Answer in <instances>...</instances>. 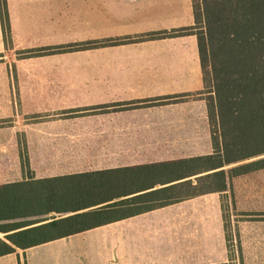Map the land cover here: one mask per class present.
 I'll list each match as a JSON object with an SVG mask.
<instances>
[{
	"label": "crops",
	"instance_id": "1",
	"mask_svg": "<svg viewBox=\"0 0 264 264\" xmlns=\"http://www.w3.org/2000/svg\"><path fill=\"white\" fill-rule=\"evenodd\" d=\"M7 8L8 40L0 14V120L15 119L3 122L0 175L7 180L0 184L29 176L165 166L213 154L202 94L177 102L126 104L203 89L195 34L16 56L22 50L191 26L192 0H7ZM72 113L89 114L31 122L21 116ZM209 172L157 173L149 188L126 197L159 188L182 195V183L196 185ZM225 192L178 196L76 233L16 247L0 255V264H227ZM69 214L48 215L35 225ZM6 234L0 231V239L10 243Z\"/></svg>",
	"mask_w": 264,
	"mask_h": 264
},
{
	"label": "trees",
	"instance_id": "2",
	"mask_svg": "<svg viewBox=\"0 0 264 264\" xmlns=\"http://www.w3.org/2000/svg\"><path fill=\"white\" fill-rule=\"evenodd\" d=\"M194 24L179 29L117 38L79 41L28 50L35 54L78 51L150 38L195 34L202 66L203 89L208 88V117L213 154L190 161L141 165L28 178L0 184V255L51 238L76 233L118 217L164 205L178 196L228 189L234 176L264 168V0H192ZM5 38L10 37L7 0H0ZM199 91L197 94H203ZM194 94L132 101L126 104L177 102ZM234 165L225 168L226 166ZM211 171L182 183L183 194L149 188L157 173ZM187 191V193H186ZM118 199V200H115ZM71 213L52 221L50 212Z\"/></svg>",
	"mask_w": 264,
	"mask_h": 264
},
{
	"label": "rangeland",
	"instance_id": "3",
	"mask_svg": "<svg viewBox=\"0 0 264 264\" xmlns=\"http://www.w3.org/2000/svg\"><path fill=\"white\" fill-rule=\"evenodd\" d=\"M34 55L40 54L22 50L18 51L16 56ZM14 59L15 57L13 56L12 69L17 72ZM208 90V88L203 89V98L208 97ZM197 93H194L193 96L197 97ZM84 114L89 113L26 114L21 116H24L23 120L25 122H31L51 120L57 117L71 118ZM14 119L15 117L13 116L0 120V136L3 135L2 128L5 124L3 122L9 123V121ZM23 165H26L29 169V162H25ZM232 166L234 165L228 166L227 169ZM4 180H7V178H1L0 175V182ZM222 201L229 248V261L227 264H264V171L255 170L247 175L234 176L229 183L228 189L222 195ZM60 214L63 213L53 211L41 217L47 218L48 215Z\"/></svg>",
	"mask_w": 264,
	"mask_h": 264
}]
</instances>
